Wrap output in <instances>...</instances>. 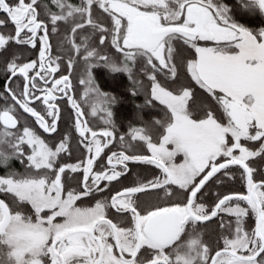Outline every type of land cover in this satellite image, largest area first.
Returning a JSON list of instances; mask_svg holds the SVG:
<instances>
[{
  "label": "snow or ice",
  "instance_id": "obj_1",
  "mask_svg": "<svg viewBox=\"0 0 264 264\" xmlns=\"http://www.w3.org/2000/svg\"><path fill=\"white\" fill-rule=\"evenodd\" d=\"M99 68L163 118L117 136ZM0 72V264H264V0H0Z\"/></svg>",
  "mask_w": 264,
  "mask_h": 264
},
{
  "label": "flooded vegetation",
  "instance_id": "obj_2",
  "mask_svg": "<svg viewBox=\"0 0 264 264\" xmlns=\"http://www.w3.org/2000/svg\"><path fill=\"white\" fill-rule=\"evenodd\" d=\"M31 55L32 58H35V54H28ZM98 73L97 81L99 83V86L103 91H105V87H108V89H112V91H105L112 95H115L119 103L114 106L113 112H114V123L117 129V136L120 134H124L129 126H141V123H136L135 115L133 114V110H137L138 99H141L144 97L146 100V93L137 92V95L133 96L131 95V90L133 87L132 81L128 79L127 74H117L113 76L112 74H109L106 69L99 68L96 70ZM4 77L3 73L0 72V91L3 90V84H4ZM108 85V86H106ZM78 91H82V88L78 86ZM142 103H145L143 101ZM64 108L63 117L60 122V131L59 134H53L51 137L48 136L46 133H42V135L47 139V142L50 145H54L55 143H58L59 135H62L64 132H67L71 128V121L69 120V116L71 114V109L67 107V105L62 106ZM130 109L131 113H127L125 109ZM144 109L143 113L148 115L157 114L156 118H160V116H163L164 113L161 111L160 107L152 108V107H146L142 108ZM88 119L92 122L93 127H96L97 129L103 127V122L99 120L98 118H93L91 116L88 117ZM42 131V130H41ZM113 150H119V145L117 144ZM140 148H137L136 151H140ZM143 151L146 152V148L143 149ZM80 156L79 151H74L72 154V160L69 162H75V159ZM182 156H178L176 158V162H182ZM133 174L129 178L130 180H136L138 177L143 178L147 177L151 179L154 174L159 175V170L156 169L154 166L151 165H133ZM27 168V162L21 163L20 161L16 159H12L9 161L8 165L0 166V176L7 175L9 172L16 173L17 175H24L26 173ZM75 177V178H74ZM79 176L77 174H69L67 177V182L70 185L71 188H75L77 185V182L79 180ZM215 188V186H214ZM0 198H4L3 194H0ZM163 198V194L161 193V199ZM80 202H78L79 204ZM87 199L85 198L84 204L87 206ZM211 227L209 228V233H206L207 235L211 234Z\"/></svg>",
  "mask_w": 264,
  "mask_h": 264
},
{
  "label": "trees",
  "instance_id": "obj_3",
  "mask_svg": "<svg viewBox=\"0 0 264 264\" xmlns=\"http://www.w3.org/2000/svg\"><path fill=\"white\" fill-rule=\"evenodd\" d=\"M251 23L258 24V21H252ZM145 88H147L146 79H145ZM145 88H138L137 92L146 93ZM105 91H112V89L105 88ZM198 91H202V90H198ZM143 101H145L144 97H142L141 99H138V104L139 105H137V110H133L132 111L133 114L135 115L136 123H141L142 124L141 118H143V120H149V119L153 118V115L146 116L143 113L144 109H142V108L151 107V106H145V103H142ZM125 110L129 114L131 113L130 109L128 110V107ZM160 118L162 119V116H160ZM157 140H158V137H157ZM231 184H232L231 190H233V191L241 190L242 184H241V182L239 180V175L238 174H237L236 180L232 181ZM227 190L228 189L220 188V186L217 185V186H215V188L213 187L211 189V194L214 195L217 191H227Z\"/></svg>",
  "mask_w": 264,
  "mask_h": 264
},
{
  "label": "rangeland",
  "instance_id": "obj_4",
  "mask_svg": "<svg viewBox=\"0 0 264 264\" xmlns=\"http://www.w3.org/2000/svg\"><path fill=\"white\" fill-rule=\"evenodd\" d=\"M106 86H108V85H106ZM105 88H108V87H105ZM162 118H163V116H162ZM183 158V157H182Z\"/></svg>",
  "mask_w": 264,
  "mask_h": 264
}]
</instances>
